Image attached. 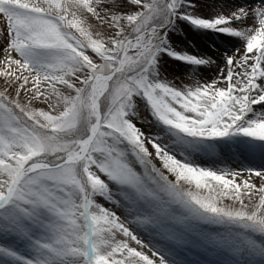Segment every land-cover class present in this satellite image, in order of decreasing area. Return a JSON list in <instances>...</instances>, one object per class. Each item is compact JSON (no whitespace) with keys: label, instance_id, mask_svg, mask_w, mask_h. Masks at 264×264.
Wrapping results in <instances>:
<instances>
[{"label":"snow or ice","instance_id":"1","mask_svg":"<svg viewBox=\"0 0 264 264\" xmlns=\"http://www.w3.org/2000/svg\"><path fill=\"white\" fill-rule=\"evenodd\" d=\"M0 264H264V0H0Z\"/></svg>","mask_w":264,"mask_h":264}]
</instances>
